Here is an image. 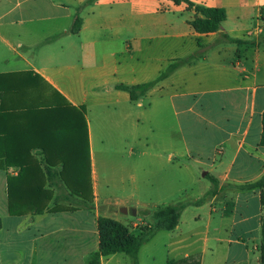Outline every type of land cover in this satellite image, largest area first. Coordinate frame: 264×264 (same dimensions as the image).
I'll use <instances>...</instances> for the list:
<instances>
[{"label": "crops", "instance_id": "obj_1", "mask_svg": "<svg viewBox=\"0 0 264 264\" xmlns=\"http://www.w3.org/2000/svg\"><path fill=\"white\" fill-rule=\"evenodd\" d=\"M190 1L223 9L226 20L216 32L198 34L189 22L200 14L172 0H0V78L33 82L34 72L39 77L37 86L24 89L43 86L50 97L55 92L72 106L84 108L93 181L99 178L91 115L99 130L108 126L134 129L150 122L166 126L168 134H163L159 150L148 160L158 164L157 185L172 195L158 208L202 202L187 206L174 230L158 231L166 232L161 264H261L260 191L239 186L254 183L264 174V147L259 145L264 112V0ZM76 18L81 25L74 34ZM196 53L198 58L159 80L137 101L117 88L154 81L171 63ZM15 92L18 89L3 90L0 97ZM19 109L28 123L8 122L10 109L0 108L3 147L37 144L33 142L38 128L33 122L35 109ZM41 128L47 132V123ZM103 146L100 139L98 147ZM35 151L40 152L31 153ZM9 172L0 170V264H20L10 260L20 254L21 247L20 236L13 232L11 237L5 230L11 219L20 220L17 232L33 226L29 264H38L44 256L65 263L80 257L88 264L98 250V217L85 206L74 210L47 206L43 213L31 215L29 223L27 214L11 216ZM183 176L189 186L197 187L196 195H189L191 188H182ZM132 201L130 196L117 200L116 210L131 213L138 206ZM21 219L25 223L20 227ZM6 241L17 245L11 250ZM148 242L137 253V264ZM156 261L149 255L145 263ZM99 264H133V260L115 254L101 257Z\"/></svg>", "mask_w": 264, "mask_h": 264}, {"label": "trees", "instance_id": "obj_2", "mask_svg": "<svg viewBox=\"0 0 264 264\" xmlns=\"http://www.w3.org/2000/svg\"><path fill=\"white\" fill-rule=\"evenodd\" d=\"M175 4L186 3L200 14L189 22L193 30L198 34L216 32L226 20V13L221 8L195 5L190 0H172ZM81 20L76 18L72 33L80 30ZM237 43H241L238 41ZM200 53L191 55L186 59L171 63L160 76L151 82L134 86H118L117 88L129 94L131 101H137L145 95L155 84L166 78L178 67L189 64L198 58ZM33 82H14L0 78V90H15L18 86H31L35 88L38 75L34 72ZM49 109L46 112L33 113V122L37 123V129L33 135L37 136V144L0 145V170L17 169L15 176L7 175V201L8 211L11 216H22L29 212L39 215L47 207L50 200L47 190L44 189V181L53 182L56 178L61 180L70 189V192L82 198L85 203L91 201V169L89 157V141L87 124L84 118V108H76L68 103L58 93H53L47 103ZM47 123V132L40 127ZM43 125V126H41ZM45 134L47 138L45 139ZM40 142V143H39ZM259 145L264 147V112L262 114V132ZM39 150L45 155L42 168L30 157L31 151ZM61 166V170L55 168ZM216 185V180L211 179ZM241 190L258 189L260 191V245L258 247L260 263L264 264V174L254 183L239 186ZM214 191L209 192L213 194ZM202 199L192 202H181L174 206H168L156 211L155 223L149 228H143L138 235L131 234L128 228L118 221L107 217H98L96 226L98 232V250L93 253L88 264H99L101 257L115 254H125L136 263V255L140 248L148 242L156 232L160 230L172 231L177 226L181 212L189 205H199ZM16 206L18 207L16 209ZM23 208V209H22ZM167 264H183L169 261ZM186 264V263H184ZM189 264V263H187Z\"/></svg>", "mask_w": 264, "mask_h": 264}, {"label": "rangeland", "instance_id": "obj_3", "mask_svg": "<svg viewBox=\"0 0 264 264\" xmlns=\"http://www.w3.org/2000/svg\"><path fill=\"white\" fill-rule=\"evenodd\" d=\"M8 77L12 78V76ZM2 91L3 90H0V94L3 96L4 93H2ZM49 100L50 94L46 92V89L43 86H39V88L29 91L24 89V87L22 88L21 86H18V92H15L10 97L9 95L5 99L0 97V108L7 107L10 109L9 111H11V113L9 114L8 122L26 124L28 123L26 122L27 117L23 113V110L19 108L33 106V109H35L33 110V113L40 114V112H46L45 110L49 109L42 108V106H47ZM90 118L92 120V134L95 138L94 141L97 144V150L95 152V169L99 178V182L97 180L93 181V179L90 180L91 201L85 203L82 198L73 195L70 192V189H68L61 180L56 178L50 185L44 181V189L47 190L50 198L47 202V206H56L53 209L63 207L68 210H74L81 206H85L94 216L111 218L125 225L129 232L138 234L141 229L149 228L154 225V215L156 211L160 210V202L164 199H169L172 196L168 195V191L162 188L160 184L157 185L158 164L148 161L149 159H153L151 154L156 153L159 150L160 138L163 134L167 135L169 131L166 129L165 125L158 126V123L152 122L149 124L141 123L137 127H134V129H118L113 126H108L107 128L99 130L97 129V121L95 120L94 115H91ZM108 124H110V119H108ZM100 139L104 140V146L101 149L98 147ZM125 139H127V142L124 144L123 140ZM30 157L32 160L36 161L40 168L43 167L45 155L41 152L35 151L30 154ZM55 169L60 171L61 166H57ZM129 170H131V173L133 174V180L132 177H129ZM5 171H10V175H16L18 172L17 169L12 168L11 170L8 169ZM188 180L187 177H182V188H191V191H188V193L190 196H194L197 194L198 189L197 187L189 186L190 184ZM98 184L101 191H99ZM93 192H96V194H93ZM127 196H130V198L132 197V202L135 204L137 203L138 205L133 207L136 211L135 215H132L130 212L122 213L121 211L119 212L116 210L114 202ZM149 200L159 204L154 206L145 205L144 202H148ZM182 200H184V198ZM17 208L18 207L16 206V209ZM27 215L29 216H27L26 222L29 223L31 219L33 220L31 217L33 214L32 212H29ZM109 215H112V217ZM139 218L144 219L136 221ZM18 220L15 221L17 222ZM22 220L23 219H21V221ZM24 220L20 227L25 223ZM186 220L187 225H189L191 219L187 217ZM10 221L12 222H6L5 230H9L11 237H13V232L18 234L21 241V247L19 248L20 254L10 260L20 264H29L30 259L33 258V255L29 252L31 249V239L33 238V226L29 231L17 232L20 220L17 223H15L13 219ZM5 233L6 231L4 234ZM155 234V237H153L141 249V264H147L145 262L148 260L149 255H154L157 258L156 264H161V255L164 251L162 245L166 237V232L161 231L156 232ZM6 240H8V238H6ZM5 244L11 250L17 245L11 241H6ZM83 263L84 262L80 257L71 259V262L65 263L60 258L54 259L47 256L41 257V262H38V264Z\"/></svg>", "mask_w": 264, "mask_h": 264}, {"label": "water", "instance_id": "obj_4", "mask_svg": "<svg viewBox=\"0 0 264 264\" xmlns=\"http://www.w3.org/2000/svg\"><path fill=\"white\" fill-rule=\"evenodd\" d=\"M121 212H122V213H127V210L124 209V208H122V209H121ZM131 214H132V215H135V214H136V211H135V210H131Z\"/></svg>", "mask_w": 264, "mask_h": 264}]
</instances>
